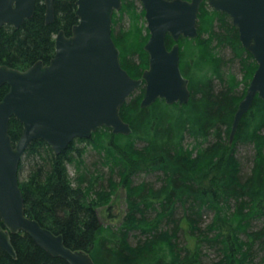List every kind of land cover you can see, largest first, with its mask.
<instances>
[{
  "label": "trees",
  "instance_id": "16d2710c",
  "mask_svg": "<svg viewBox=\"0 0 264 264\" xmlns=\"http://www.w3.org/2000/svg\"><path fill=\"white\" fill-rule=\"evenodd\" d=\"M139 3L122 0L112 26L121 64L135 78L149 67L150 58L144 48L150 31ZM54 6L51 23L46 22L44 0H37L34 15L19 27L3 25L1 64L24 70L38 60L50 62L56 34L63 29L71 35L79 22L77 0H54ZM125 17L127 24L119 26ZM197 28V37L178 40L182 72L191 90L187 103L169 104L158 98L142 107L143 83L121 108L133 128L130 134L103 126L90 138L74 139L58 154L39 138L28 145L21 160L20 168L25 160L29 167L27 178L19 176L27 215L62 233L69 247L88 251L96 264H264V226L252 228L255 220L264 217V99L259 95L230 139L236 111L258 63L242 44L229 14L207 0L201 3ZM175 43L168 33L167 47ZM224 49L231 50V57L222 54ZM234 61L241 79L226 68ZM8 90V84L0 87V99ZM22 130L13 116L14 143ZM78 142L91 143L100 153L101 163L109 167L106 184L98 183L101 172L88 175L90 169L82 158L87 146L79 147ZM76 144L81 161L69 157ZM239 145L253 147L248 173L238 155ZM69 164L78 170L74 178ZM144 174H153V182L134 183ZM122 184L128 189V210L119 226L105 225L96 211L97 199L107 193L111 199ZM205 211H212L213 217L203 226ZM183 233L186 244L180 241ZM12 241L16 256L0 249V264H70L24 231L12 234ZM205 245L216 251V259L203 261Z\"/></svg>",
  "mask_w": 264,
  "mask_h": 264
},
{
  "label": "water",
  "instance_id": "95a60500",
  "mask_svg": "<svg viewBox=\"0 0 264 264\" xmlns=\"http://www.w3.org/2000/svg\"><path fill=\"white\" fill-rule=\"evenodd\" d=\"M140 1L150 31L144 46L150 56L149 67L140 78L122 66L112 35L113 14L122 7V0H77L79 22L71 35L63 29L57 33L56 52L49 63L38 60L24 70L0 63V87L9 85L0 99V249L13 257L17 252L12 234L24 231L51 255L70 264H96L88 251L69 247L62 233L27 215L19 168L33 140L44 139L58 154L75 138H90L103 126L130 134L133 128L122 117L121 108L143 83L142 107L158 98L183 105L191 97L178 40L198 36V15L204 0ZM207 1L229 14L242 44L258 63L234 117L232 142L256 95L264 99V0ZM44 3L46 22L51 23L55 20L54 0ZM36 5L37 0H0V30L7 23L19 27L34 15ZM168 33L176 41L171 49L166 44ZM13 116L23 125L16 143L10 134Z\"/></svg>",
  "mask_w": 264,
  "mask_h": 264
},
{
  "label": "rangeland",
  "instance_id": "374dc122",
  "mask_svg": "<svg viewBox=\"0 0 264 264\" xmlns=\"http://www.w3.org/2000/svg\"><path fill=\"white\" fill-rule=\"evenodd\" d=\"M141 5V3H139ZM127 24V17H125L123 20L120 21V23L118 24L120 25H124ZM117 25V27H118ZM113 26V23H112ZM223 55H225L226 57H231V50L230 49H224L223 51H221ZM227 70L231 69L232 71H234L237 75V77L239 79L242 78V74L240 72V68H239V64L237 61L232 62L231 64L226 66ZM84 145L87 146V148L85 149V152L83 154V160L85 165L90 169V171L88 172V175L91 176V172H101L102 175L100 176L99 174V182L98 183H103L106 184L108 181V168L107 166H105V164L101 163L102 159H101V155L100 153L94 148V146L91 143H87V142H78V146L79 147H83ZM77 144L75 145V150L74 152H71L69 157H73V158H77L78 161H81L78 156H80V153L78 154L77 152ZM238 155L239 157L242 159V166H243V170L244 172H249L251 169V156L253 155V147L252 145H239L238 147ZM103 162V161H102ZM68 169H69V173L70 176H72V178L76 177L77 171H76V166L74 164H69L68 165ZM29 174V167L28 164H26V160L24 163H22V166L20 168L19 171V176L21 179H25L28 177ZM98 174V173H97ZM96 174V176H98ZM155 176L153 174H144V175H140L139 177L135 178L136 180L134 181V183L138 182V180L144 179L147 181H152L153 182V178ZM117 179H119L118 176H116ZM109 193H107V195L103 194L101 195V198L97 195L94 194V197L96 198H100L97 199L98 200V207L96 209L98 217L100 219V221L105 224V225H113L115 226H119L122 223V220L128 210V201H127V196H128V189L126 188L125 185H119V187L117 188L116 192L113 194L112 198L110 199L108 195ZM108 196V197H106ZM213 217V212L212 211H205L203 214V218H202V223L203 226H206V224L210 223ZM264 226V217L262 219L259 220H255L253 223L252 228L253 229H257V228H261ZM184 237H182L181 235V243L186 244L188 242L187 240V235L185 233ZM130 239H132L131 241L135 242V238L134 235L130 236ZM134 239V240H133ZM204 255H203V261L204 262H209L210 259L212 258H217L218 255L216 254V251L213 249H210L207 247V245L203 246L202 248Z\"/></svg>",
  "mask_w": 264,
  "mask_h": 264
}]
</instances>
